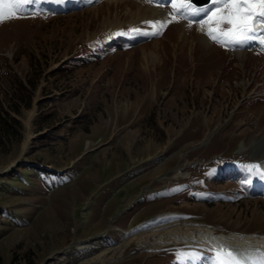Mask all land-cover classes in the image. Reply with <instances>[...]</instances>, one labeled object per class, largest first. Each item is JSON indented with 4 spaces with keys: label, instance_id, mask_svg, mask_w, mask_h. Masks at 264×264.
Wrapping results in <instances>:
<instances>
[{
    "label": "rangeland",
    "instance_id": "rangeland-1",
    "mask_svg": "<svg viewBox=\"0 0 264 264\" xmlns=\"http://www.w3.org/2000/svg\"><path fill=\"white\" fill-rule=\"evenodd\" d=\"M50 3L0 23V102L32 98L0 148V264H259L264 52L186 20L132 38L145 0Z\"/></svg>",
    "mask_w": 264,
    "mask_h": 264
},
{
    "label": "snow or ice",
    "instance_id": "snow-or-ice-1",
    "mask_svg": "<svg viewBox=\"0 0 264 264\" xmlns=\"http://www.w3.org/2000/svg\"><path fill=\"white\" fill-rule=\"evenodd\" d=\"M41 0H0V23L14 18H20L21 11L26 5L40 3ZM60 3L62 0H55ZM152 3L153 0H145ZM164 6V5H159ZM169 18L165 20L144 21L151 32L130 28L132 35L161 34V29L169 23L187 21L191 28L196 23L208 39L225 49L243 48L250 43H258L264 50V0H210L209 5L197 7L193 0H170ZM192 17H201L193 21ZM123 34V33H118ZM261 165L247 166L248 171L264 179ZM225 257L227 259H225ZM217 264H230L235 260L232 252L217 253Z\"/></svg>",
    "mask_w": 264,
    "mask_h": 264
},
{
    "label": "trees",
    "instance_id": "trees-1",
    "mask_svg": "<svg viewBox=\"0 0 264 264\" xmlns=\"http://www.w3.org/2000/svg\"><path fill=\"white\" fill-rule=\"evenodd\" d=\"M22 89H24L23 85ZM16 100L13 104L4 107L0 102V148L3 143L7 140H10L12 137H15L18 133L17 130H21L22 125L10 112L18 114L20 112V103L25 107H29L32 102V98L29 93H23L22 90H19L16 93Z\"/></svg>",
    "mask_w": 264,
    "mask_h": 264
},
{
    "label": "bare ground",
    "instance_id": "bare-ground-1",
    "mask_svg": "<svg viewBox=\"0 0 264 264\" xmlns=\"http://www.w3.org/2000/svg\"><path fill=\"white\" fill-rule=\"evenodd\" d=\"M41 1H47V2H52L54 5H55V7H58V8H63V7H65V6H67V5H69V4H71V3H73L74 1H76V0H62V2H60V3H57V2H55V0H41ZM141 4V3H140ZM154 5V4H153ZM147 6H149V7H151V5H147ZM155 6H157V5H155ZM157 7H159V6H157ZM146 8H148V7H146ZM160 8V11H154V18H153V20H161L162 19V16H163V8H161V7H159ZM146 10V9H145ZM185 23V22H184ZM130 28H136V26L135 27H129V29ZM137 29V28H136ZM145 32H151V29H146L145 30ZM236 49H238V51H237V54H238V56L241 58V56L242 55H244L245 54V52H243L242 51V48H236ZM242 146V145H241ZM262 261H264V258H263V260H261L260 261V263L259 264H261V262ZM254 264V263H253ZM257 264V263H256Z\"/></svg>",
    "mask_w": 264,
    "mask_h": 264
}]
</instances>
